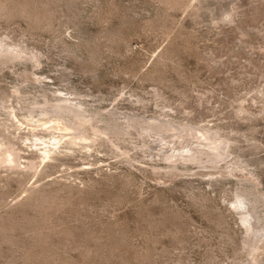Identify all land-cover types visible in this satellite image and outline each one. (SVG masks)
<instances>
[{"label":"rangeland","instance_id":"1","mask_svg":"<svg viewBox=\"0 0 264 264\" xmlns=\"http://www.w3.org/2000/svg\"><path fill=\"white\" fill-rule=\"evenodd\" d=\"M0 39V142L34 162L0 165V264H264V0H0ZM65 95L125 134L43 161L12 113ZM207 130L221 164L168 160Z\"/></svg>","mask_w":264,"mask_h":264},{"label":"bare ground","instance_id":"2","mask_svg":"<svg viewBox=\"0 0 264 264\" xmlns=\"http://www.w3.org/2000/svg\"><path fill=\"white\" fill-rule=\"evenodd\" d=\"M19 53L17 47L10 45L6 41L0 39V65L17 61L21 56ZM16 92L21 93V89H17ZM49 99L45 97L43 104L35 102L30 106H24L19 110L16 109L12 113L21 126L25 125L30 129L32 128L33 131L42 128L43 132L49 134V138L44 136L38 137L33 144L36 151L41 154L43 161L53 159L54 156L60 152L62 147H64V145L66 146V144H70L69 146L79 144L89 147L94 143L96 144V141L98 142L102 135L107 137L109 135L119 136L121 134L122 136L125 134H122L121 129L113 124H107L105 128L103 127V130L98 128V124L95 123L97 119H95L93 115H88V110L81 101H74L66 95L56 97L54 99L56 104H52L54 101L52 100V102ZM1 107H5L4 103H0V108ZM130 121L133 123H139L140 120L136 118H130ZM166 125L167 124L165 122L157 121L152 123L149 128L152 131L161 132L166 128ZM90 130L92 132H90ZM188 131H190V129L184 127L180 137H186L188 135ZM198 140H200L202 147H194V149L189 146L190 144L188 146L184 145L175 152L167 154L168 160L172 161L173 163L182 161L195 162L204 166L206 164H221L223 158L225 157V143L215 139V135L209 130L204 131L202 136L198 137ZM4 143L0 144V165H10L7 167L20 168L21 164L18 162V154L15 153L12 147L8 145L5 146ZM33 163L34 162L28 161V164L26 163L27 165L24 166V168L32 170L34 167ZM215 165L211 167H215ZM207 166H205L206 169ZM24 168L22 167V169ZM254 213L255 211H253V215ZM254 216V218L257 219L256 215ZM247 218L246 220H248ZM248 223L251 224V222ZM255 227L254 229H256ZM256 239H258V237H256Z\"/></svg>","mask_w":264,"mask_h":264}]
</instances>
